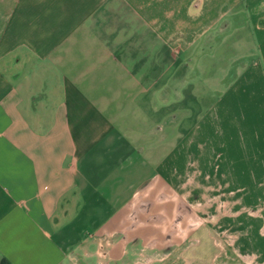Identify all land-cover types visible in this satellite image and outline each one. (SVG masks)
I'll list each match as a JSON object with an SVG mask.
<instances>
[{"label":"crops","instance_id":"1","mask_svg":"<svg viewBox=\"0 0 264 264\" xmlns=\"http://www.w3.org/2000/svg\"><path fill=\"white\" fill-rule=\"evenodd\" d=\"M258 46L264 0H0V259L264 264Z\"/></svg>","mask_w":264,"mask_h":264},{"label":"rangeland","instance_id":"2","mask_svg":"<svg viewBox=\"0 0 264 264\" xmlns=\"http://www.w3.org/2000/svg\"><path fill=\"white\" fill-rule=\"evenodd\" d=\"M232 32V31H231ZM258 51L259 54H263L264 55V46L259 47L258 46ZM262 65H264V63H262ZM222 239L218 240V245L221 246L220 244H222L224 241ZM219 250L221 249V247H217ZM224 248L226 249V253L227 256L225 255H221L218 254L217 256V260H214L215 264H253V258L252 255H250L247 252L244 251H240L238 249H234L232 246H228L224 243Z\"/></svg>","mask_w":264,"mask_h":264},{"label":"trees","instance_id":"3","mask_svg":"<svg viewBox=\"0 0 264 264\" xmlns=\"http://www.w3.org/2000/svg\"><path fill=\"white\" fill-rule=\"evenodd\" d=\"M0 264H10L6 259H0Z\"/></svg>","mask_w":264,"mask_h":264}]
</instances>
